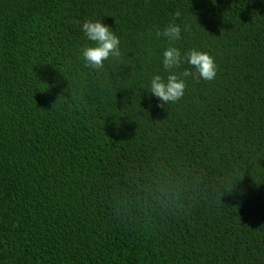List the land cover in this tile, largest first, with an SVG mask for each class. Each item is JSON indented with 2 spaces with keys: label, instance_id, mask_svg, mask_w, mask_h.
I'll return each mask as SVG.
<instances>
[{
  "label": "trees",
  "instance_id": "16d2710c",
  "mask_svg": "<svg viewBox=\"0 0 264 264\" xmlns=\"http://www.w3.org/2000/svg\"><path fill=\"white\" fill-rule=\"evenodd\" d=\"M173 22L218 72L160 108ZM0 264H264V0H0Z\"/></svg>",
  "mask_w": 264,
  "mask_h": 264
},
{
  "label": "clouds",
  "instance_id": "9594fccd",
  "mask_svg": "<svg viewBox=\"0 0 264 264\" xmlns=\"http://www.w3.org/2000/svg\"><path fill=\"white\" fill-rule=\"evenodd\" d=\"M80 27L86 39L92 42L82 47L80 52L85 66L99 70L109 58L121 56L120 38L103 20L86 19ZM156 35L166 39L170 45L163 50L161 58L167 75L153 74L146 88L149 99L152 96L158 98L157 107L164 108L180 100L185 94L186 78L189 76L206 81L216 78L218 64L210 52L195 47L184 51L175 46V42L182 39V27L179 24L169 23ZM185 64L189 67H183ZM181 68L183 71H178Z\"/></svg>",
  "mask_w": 264,
  "mask_h": 264
}]
</instances>
